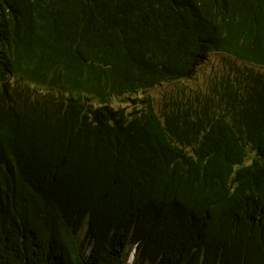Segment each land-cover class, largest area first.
Listing matches in <instances>:
<instances>
[{"label": "trees", "instance_id": "1", "mask_svg": "<svg viewBox=\"0 0 264 264\" xmlns=\"http://www.w3.org/2000/svg\"><path fill=\"white\" fill-rule=\"evenodd\" d=\"M212 55L205 97L159 112ZM133 249L264 264V0H0V264Z\"/></svg>", "mask_w": 264, "mask_h": 264}, {"label": "rangeland", "instance_id": "2", "mask_svg": "<svg viewBox=\"0 0 264 264\" xmlns=\"http://www.w3.org/2000/svg\"><path fill=\"white\" fill-rule=\"evenodd\" d=\"M243 71H247V66L243 63L238 62V64ZM228 71V65L224 64L222 58L219 55H212L211 59L203 64L190 79H182L179 81L165 82L152 88L148 91V95L151 96L152 101L155 104L156 109L161 112L166 107L171 106L173 102L182 103L184 101H195L196 98L203 99L205 95L210 91L211 84L219 81ZM139 95H142L140 93ZM113 106L115 108L126 107L132 110L134 103L132 101L122 102L119 99L113 101ZM87 227L85 226L79 235V243L86 239ZM87 243V242H86ZM91 245H88L86 250H91ZM132 251L131 256L128 258L130 264L131 257L134 258ZM138 264H152L149 261L142 260Z\"/></svg>", "mask_w": 264, "mask_h": 264}, {"label": "water", "instance_id": "3", "mask_svg": "<svg viewBox=\"0 0 264 264\" xmlns=\"http://www.w3.org/2000/svg\"><path fill=\"white\" fill-rule=\"evenodd\" d=\"M134 254H135V250H134V253H133V256L135 257V255H134Z\"/></svg>", "mask_w": 264, "mask_h": 264}]
</instances>
